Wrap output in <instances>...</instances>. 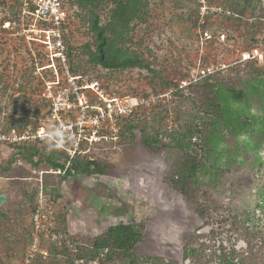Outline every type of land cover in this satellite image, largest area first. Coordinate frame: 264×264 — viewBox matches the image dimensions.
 Wrapping results in <instances>:
<instances>
[{"label": "rangeland", "instance_id": "obj_1", "mask_svg": "<svg viewBox=\"0 0 264 264\" xmlns=\"http://www.w3.org/2000/svg\"><path fill=\"white\" fill-rule=\"evenodd\" d=\"M205 1L222 12L195 28L202 0H66L74 73L98 79L109 93L160 98L123 124L118 141L81 158L90 169L68 161L58 145L26 151L0 139V264L24 261L40 188L64 229L69 215L84 225L76 236L91 254L109 227L137 225L130 256L102 264H264V61L238 60L253 47L264 57V0ZM95 20L110 52L139 66L94 62ZM217 63L228 67L201 77ZM60 72L23 37L14 4L0 0V135L46 123L43 92L62 84ZM143 134L159 137L155 148ZM50 153L67 174L49 173ZM186 153L199 159L198 169L187 184L174 183ZM31 157L43 160L34 166ZM36 264L68 263L53 256Z\"/></svg>", "mask_w": 264, "mask_h": 264}, {"label": "built area", "instance_id": "obj_2", "mask_svg": "<svg viewBox=\"0 0 264 264\" xmlns=\"http://www.w3.org/2000/svg\"><path fill=\"white\" fill-rule=\"evenodd\" d=\"M19 5L18 17L23 37L40 46L48 60L60 68L62 84L55 87L48 83L43 92L47 121L35 130L12 131L0 135L1 140L19 146L55 143L60 146L68 161L87 156L90 150L107 142L118 141L123 124L132 118L142 106H150L160 98L151 95H117L109 93L95 78L81 77L74 73L69 59L66 37L70 25V12L66 0H9ZM200 22L205 16L219 12L202 0ZM222 12V9H220ZM219 12V13H221ZM228 14H230L228 12ZM252 55L241 53L240 62ZM228 67L226 63L203 67L201 77H207ZM166 95H171L167 93ZM68 167L49 171L51 174H67ZM32 238L22 264H34L38 256L47 258L50 246L63 248L71 256L73 264H100L81 254L82 244L68 230L59 227L53 205L47 201L40 188L37 204L31 215Z\"/></svg>", "mask_w": 264, "mask_h": 264}, {"label": "trees", "instance_id": "obj_3", "mask_svg": "<svg viewBox=\"0 0 264 264\" xmlns=\"http://www.w3.org/2000/svg\"><path fill=\"white\" fill-rule=\"evenodd\" d=\"M15 6V11H19V5L14 4ZM234 14V12H232ZM205 23L200 22V18L195 21V28H202ZM93 27L97 32V38H98V43H97V48L96 51L93 55V60L94 62H97L98 64L111 68V67H118V68H125L128 66H139V62L133 61L131 57H128L127 55L121 54H115L111 53L110 50L107 47V37L105 36V31L103 27L99 24L97 20L93 22ZM252 55L251 59L246 62H252V61H264L263 55H259V50L256 47L250 48L249 51ZM69 59H70V53L68 54ZM141 65V63H140ZM207 66V65H206ZM215 75V74H214ZM214 75L207 76L206 78L212 77ZM232 95H236V91L232 90ZM46 105V104H45ZM129 128H133V125H129ZM193 137V136H192ZM159 138V137H157ZM154 138L152 135L149 134H143V142L144 145L150 148H155V146L158 144V139ZM161 138V137H160ZM55 143H52L53 145ZM56 145V144H55ZM24 150L29 151L30 149L36 150L37 145H27V147H22ZM63 152V151H62ZM34 152H32V156ZM63 155L65 154L64 152L62 153ZM56 155L54 153H50L48 157H46V160L49 162V165L54 167V168H63L65 165L64 163H60L59 161H55ZM28 160L32 163L34 166H38L43 158H38L36 161H33L32 157L28 158ZM199 159L193 158V156H190V154H187L183 157V159L178 163L176 166V171L173 174V182L174 183H181V184H187L192 180V175L196 173V170L198 169L199 166ZM75 165L84 169H90L92 163L85 162L82 160H77L75 161ZM7 168V167H6ZM182 192H185L186 194H189V191L186 187V189L182 190ZM35 208V207H34ZM34 210V209H33ZM32 215V214H31ZM55 218L56 222L59 227L61 226V223H59V217L57 218L56 212H55ZM63 228V227H62ZM137 225L135 224H118L115 226H111L107 229V232L105 233L104 236H98V238L95 240L93 243V253H89L87 250H85V246H81V254L83 256L89 257L91 259H98L100 264H102V261L107 259L114 258V256H121L128 258L135 248V245L139 242L140 240V233L136 231ZM64 229V228H63ZM53 250V252L50 254L48 257H53V256H58V257H63L65 261L68 264H73L72 263V256L63 248H57L54 245L50 246ZM233 255L232 258H235L236 252L233 250L231 252ZM42 258L41 256H38L34 264L37 263V261ZM239 264L243 262V258L238 259ZM129 264H137V261L135 259H131L129 261Z\"/></svg>", "mask_w": 264, "mask_h": 264}, {"label": "crops", "instance_id": "obj_4", "mask_svg": "<svg viewBox=\"0 0 264 264\" xmlns=\"http://www.w3.org/2000/svg\"><path fill=\"white\" fill-rule=\"evenodd\" d=\"M74 215H69L68 223H69L70 228L69 229L67 228L66 230H68L70 233H72L78 239V237L76 236V233H79L80 230H82L84 228L83 227L84 225H81V223H79V221H77V223H76V219H75ZM79 219L81 220V217ZM82 246H83V244H82Z\"/></svg>", "mask_w": 264, "mask_h": 264}, {"label": "water", "instance_id": "obj_5", "mask_svg": "<svg viewBox=\"0 0 264 264\" xmlns=\"http://www.w3.org/2000/svg\"><path fill=\"white\" fill-rule=\"evenodd\" d=\"M5 201V197L3 195H0V205Z\"/></svg>", "mask_w": 264, "mask_h": 264}]
</instances>
